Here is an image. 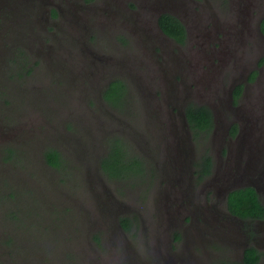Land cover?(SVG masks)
Returning <instances> with one entry per match:
<instances>
[{
	"label": "rangeland",
	"instance_id": "374dc122",
	"mask_svg": "<svg viewBox=\"0 0 264 264\" xmlns=\"http://www.w3.org/2000/svg\"><path fill=\"white\" fill-rule=\"evenodd\" d=\"M28 2L30 7L22 10L23 15H18L11 3L0 6V134L3 133L0 135V264H98L96 259L99 257H103L107 264H173L181 254V244L185 254L180 259L182 264H215L218 259L223 261L224 257L220 256L227 252V247H209L208 252L200 248L197 242L192 250L191 239L187 235L183 243L181 240H170L169 232L177 228L169 227L179 221H176L178 212L175 208L178 188L175 185L165 187L167 181H159V176L146 177L162 167L150 149L144 150L149 153L147 156L125 139L124 134L108 130L100 139L101 146H104L100 158L109 152L112 136H115L126 141L128 157L141 159L144 167L143 177L137 175L120 179H109L103 175L98 158L92 157L90 152L85 154L82 149L87 145L86 139L94 136V130H100L108 120L112 125L104 128L113 129L115 121L121 124L123 119L132 121L140 116L139 93L152 95L151 89L160 90L163 85L151 80L143 84V80L135 86L136 91L134 87H129L128 109L123 112L109 111L105 117L93 114L89 108L94 109L92 93L95 90H91V85L80 79L82 76H98L101 61L94 68L84 61L86 66L79 71L70 70L78 66L64 60V57H68L62 47L65 43H55L52 48L40 51H37V39L22 43L24 38H28L26 35L31 34L29 29H37L38 20L45 23V5L39 0ZM260 3L256 0H226L228 14L218 21H223L225 28H229L225 41L221 43L220 38V45L212 47L210 41L215 38L213 28L205 36L194 37L200 46L196 48L192 65L185 70L187 84L181 82L178 76L175 77L172 69L160 71L169 90L182 96L187 90L188 97L197 98L208 105H214L217 96H225L228 87L226 76L230 75H226V71L231 73L235 71L234 67L239 66L238 62L227 69L228 62L234 56L237 61L250 56L245 49L248 42L245 39L254 35L255 10ZM199 7L202 8L200 11ZM199 7L197 14L190 16L196 25L201 26L204 21L216 17L210 0L204 1ZM4 9L14 14L17 20L14 27L6 25L11 16L5 11L2 13ZM93 9L102 12L98 7L94 6ZM154 11L158 10L155 8ZM148 15L152 16V12L140 11L134 15V19L140 25L142 21L148 20ZM20 23L24 25L20 27ZM149 28V24L141 27L143 31ZM43 31H37L38 38L44 35ZM94 31L96 33L90 34L94 37V45L100 49H94L99 52L95 55L107 57L103 54H111V49L105 41H99L100 28L95 27ZM7 34L9 42H3ZM257 40V37L254 38V41ZM233 45H239L237 51L229 47ZM259 48L254 51L251 49L250 53L261 52ZM129 54L134 64L139 62L136 54L144 55L153 72L160 70V62L154 60L158 56L150 47L138 49L137 53L130 51ZM164 55L168 59L175 58L170 51L164 52ZM215 55H218V59L215 58L214 63L202 64ZM111 59L116 66L123 68L121 60L114 55ZM198 59L202 61L201 64H198ZM66 65L69 75L79 77L78 80H65ZM62 67L64 78L58 73ZM258 70V81L246 96V103L249 101L254 110L258 105L264 109V63ZM188 84L193 88L189 89ZM57 85L58 95H55L54 87ZM88 100L92 102L90 107L87 106ZM3 113L6 118L2 117ZM150 128H153L152 125ZM162 136V142H171L164 147L165 162H169L170 157L175 162L176 155L170 156V152L175 153V141H178L179 134ZM180 136L181 141L186 142L183 134ZM71 137L79 140L80 144L68 142ZM211 138L215 141V136ZM49 147H56L62 152L60 167H48L42 161ZM187 159L185 154L180 161ZM173 161L172 165L176 168ZM206 191L203 189L200 192L199 199L206 196ZM111 198L116 204L115 208L110 202ZM210 213L214 221L220 217ZM123 214L140 217L141 227L137 223L128 232L119 231L116 225L118 217ZM170 215L176 217L169 223L167 219ZM181 225L185 226L186 223ZM167 241L178 245L171 250L175 255L167 249ZM185 243L187 249H184ZM216 252L220 256H216L213 261L212 257L215 256L211 253ZM202 254L211 257V260L205 261ZM260 264H264V256Z\"/></svg>",
	"mask_w": 264,
	"mask_h": 264
},
{
	"label": "flooded vegetation",
	"instance_id": "af4514ba",
	"mask_svg": "<svg viewBox=\"0 0 264 264\" xmlns=\"http://www.w3.org/2000/svg\"><path fill=\"white\" fill-rule=\"evenodd\" d=\"M39 1L45 5V23H40L38 20L37 23L39 25L37 29H29L28 31L31 34L26 35L28 36L27 39L21 37L23 39L22 43L37 39L39 43L36 45L37 51L46 50L49 49V47L52 48L55 43H59L60 45L65 43L66 45H62V47L68 57H64V60L69 64H77L76 66H78V68L73 66L69 68L70 70L79 71L81 67L86 66L84 61L89 62L92 68H94L97 67L101 61V64H99L101 68L98 76H82L80 79L83 83L90 84L91 90H95L92 93L95 106L94 109L89 108L90 112L97 116L105 117L109 111L117 110L123 112L124 109H128V99L130 96L129 87H134L136 91L135 86L143 80V84H145L146 80H151L163 85L161 89L159 87L160 90L153 89L152 91L151 89L152 95L139 93V102L141 103L139 106V111L141 112L140 116H136L132 121H125L123 119L121 124L115 121L114 126H112L113 129L104 128L107 125H112L108 120V123L104 124L100 130H94V136L86 139L87 145L85 149L82 147L84 153L88 154V152H90L92 157H97V162L100 165V155L104 149V146H101L100 139L108 130L110 132L116 130L119 134H124L125 139L133 143L137 150H141L143 154L147 156H149V153L144 150L150 149L154 158L162 164H160L162 167L159 168V171L155 174L153 173L151 178L152 176H159V181H167L164 184L165 187L175 185V187L178 188L176 195L177 206L175 208L178 212L176 221L179 220L177 222L179 224L175 222V225L169 228H177L180 236L178 239H175V232L171 230L169 232L170 240L174 242L181 240L183 243L187 235V237L191 239L190 247L192 250L197 242L200 248L208 252H210L209 247L218 249H220V247H227V252L221 253V256L218 252L211 253L212 256H215L212 257L213 261L216 260V256L224 257V262L218 259V261L214 262L215 264L239 263L242 261L245 249L247 247H253L259 253L257 264H260L264 256V218H241L230 213L227 208V197L231 191L224 194L222 188L229 186L232 189L238 185V183L233 182L232 176L231 178H224V173L227 172L229 164L237 160L245 161L247 157L253 158L256 163L260 164V167H258L259 169L255 168L252 172L248 171L245 176L247 179L246 182L250 184L248 186L254 188L258 199L264 207V127L260 128L261 130H259V132L256 128L245 127L241 134L238 123L233 119V112L239 109L245 97L252 92V85H256V81H258L260 70L257 71V68L264 63V30L262 29V26L264 28V0H256L261 3L255 10L254 35L245 39L248 41L245 49L250 56L244 60L237 61L235 56L231 55L234 57L228 62L229 65H227V69H230L233 64L238 62L239 66H233L235 71L231 73L229 70L226 71V75L230 74L226 76L228 86L226 95L217 96L214 105H208L200 102L197 98L193 99L192 97H188L187 90H185L184 96H182V94L178 95L176 91L172 92L169 90V87L165 85L166 83L163 81L160 71H169L172 69L173 75L176 74L175 77L178 76L182 80H180L181 82L187 84V78H184L186 77L185 70L192 65L196 48L200 46L198 43L199 41L194 37L205 36L207 32L210 31V28H213L215 38L210 41L212 47L217 48L220 42L222 43L225 41L224 39L229 28H225L223 21H218L228 14L226 0H210L213 4L216 17L209 19V21H204L201 26L196 25V21L191 19L190 16L196 15L197 12L202 9L199 6L207 0H146L148 3L145 0ZM8 3H11L18 15H23V13H21L22 10L30 7L28 0H0V6H4ZM94 6L100 8L102 12H97V10L93 9ZM155 8L158 11H154ZM0 10H2L1 7ZM4 11L11 16L6 25L8 27H14L17 23L14 14L5 9L2 13H5ZM140 11L152 12V16H147V21H142L140 23L142 28L146 24H149L150 28L144 31L134 19V15L138 14ZM28 22H31V20H28ZM22 24L23 23H20V27ZM48 24H51V26ZM95 27L100 28V36H98L99 41H105L111 49V54H108V52L107 54H103V56L107 57L102 58L95 55L99 52H95L94 49L100 51V49L94 45V37L90 34L91 32L96 33L94 31ZM42 29L44 30V35L38 38L37 31H41ZM165 29L168 30L169 33L166 32ZM139 30L141 31L139 32ZM135 31L138 33H135ZM180 36H183L182 41L177 38ZM103 37H105V39H103ZM256 37L258 40L254 41ZM7 38L8 34L4 36L3 42H9ZM220 38L222 41H220ZM243 39L242 37V40ZM146 46L155 51L158 56L154 59L159 61L161 65L158 72L152 71V68L148 66L149 61L146 60L144 55L140 56L136 54L139 58V62L137 64L133 63V58L129 52L134 51L137 53L138 49L140 50ZM238 46L233 45L229 47L235 48L237 51ZM258 47H260L259 50H261V52L256 54L250 53L251 49L253 50ZM166 51L172 52L175 58L168 59L165 57L164 52ZM81 52L85 53V55ZM113 55L123 62V68L115 65L114 61L111 59ZM215 58L218 59V55L212 56L208 62L205 63H202V61L199 62L198 59V64L211 65V63H214ZM262 59L263 62L260 63ZM174 66L177 67L174 69ZM65 67L67 68L65 73V80L67 82L79 79V77H73L71 74L69 75L68 66L66 65ZM89 68H87L86 71ZM148 68L150 69L149 71ZM240 68H243V71L239 72ZM63 70L64 67L58 71L61 78H64ZM255 71L257 74L254 80L250 81L249 78ZM80 73L81 72H79V74ZM156 74L158 75L156 76ZM175 80L177 81L178 79ZM115 81L121 82L124 87L117 106L113 105L103 96ZM154 85L158 86L159 84ZM188 86L189 89L193 88L191 84H188ZM239 87L242 88L241 94L239 97L235 98V91ZM58 88V85L54 87L55 95H58ZM85 92L87 93V91ZM91 103L92 102L88 100L87 106H92ZM192 103L196 106H207L213 115L214 125L210 135L211 142L209 143L204 142L203 144L202 139H199L196 144L193 140L185 115L187 108L192 105ZM257 111L261 113V117L264 121V109L261 105ZM2 117L6 118L4 113ZM233 124L237 125V131L234 136H230L229 133ZM150 125H152L153 128H150ZM169 133L179 134L178 141H175L177 144L175 153L169 151L170 156L172 154L176 155L175 162L171 157L169 162H165V156L163 155L165 152L164 147H167L171 142L167 144L162 142V135ZM180 134H183L186 142L181 141ZM214 136L215 141L211 138ZM112 137L114 138L115 136ZM70 139L71 140L68 142H73L75 145L80 144L79 140L76 141L72 139V137ZM207 147H210V153L212 154V172L210 175L198 180L195 174L196 168L192 163L199 160L200 155L202 153L204 154L205 148ZM160 149L162 151H160ZM168 150H172V148ZM166 153L168 156V152ZM60 154H62V152H60ZM185 154L188 159L181 162L180 160ZM42 161L45 163L44 155ZM172 161L177 165L176 168L172 165ZM45 164L48 167L50 166L47 163ZM179 166H182V168H179ZM164 171L165 174H163ZM231 172L236 173L237 171L231 169ZM155 179L158 180L157 178ZM203 189L207 190L208 194L206 191V196L199 199V194ZM138 200L141 202L140 198H138ZM119 201L122 202L121 199H119ZM110 202L112 205L114 204L115 208L116 204L112 198ZM210 212H213L215 215H220L217 221L211 218ZM182 223H186V225L183 226L181 225ZM138 224H140L141 227L140 217L138 219ZM117 225L116 227L119 231L123 233L128 232L123 230L119 222H117ZM171 241L170 244L167 241V249L170 250L172 255H175L171 250H174L178 245ZM184 245V249H187L186 243ZM182 249L183 246L181 244L179 249L181 254L173 264H182L180 259L185 257ZM138 254L139 253H137V255ZM140 254L144 255L143 252H140ZM201 256L205 261L211 260V257L207 258L204 254ZM96 262L98 264H107L103 261V257L97 258Z\"/></svg>",
	"mask_w": 264,
	"mask_h": 264
},
{
	"label": "trees",
	"instance_id": "16d2710c",
	"mask_svg": "<svg viewBox=\"0 0 264 264\" xmlns=\"http://www.w3.org/2000/svg\"><path fill=\"white\" fill-rule=\"evenodd\" d=\"M262 29L264 30L263 26ZM165 31L168 32L166 29ZM177 38L182 41L183 36ZM255 73L256 72H253L251 74L249 78L250 81L254 80ZM123 88L124 87L121 82L115 81L111 84L110 88H108L103 96L113 105L117 106L118 101L121 98L120 95H122ZM241 90L242 88L239 87L235 91V98L240 96ZM185 115L194 142L197 144L198 140L202 139L203 144L204 142L209 143L211 130L214 125L213 115L210 109L207 106H196L192 103V105L187 108ZM236 131L237 125L233 124L231 126L229 135L234 136ZM125 142L126 141H124V139H119L116 137L113 138L111 146L109 147V152H107L105 157L101 158L100 171L109 179H120L137 175L143 177L144 167L141 163L142 160L140 159V161L136 157H128V151L126 149L127 146ZM44 160L45 163L51 167H60L63 162V157L56 148L49 147L44 152ZM193 164L196 168L195 174L197 175L198 180L210 175L213 166L210 147L205 148L204 154L202 153L199 157V160H196L194 163H192V165ZM146 177L151 178V174ZM227 208L230 213L241 218H264V207L258 199L254 188L250 186H244L242 188L232 190L227 197ZM117 222H119L123 230L130 231L137 225L138 218L133 214H125L123 216H119ZM174 232V238L178 239L180 233L177 231V229H175ZM95 238L97 239L96 236ZM258 260L259 253L256 251V249L253 247H247L244 251L242 261L234 264H257Z\"/></svg>",
	"mask_w": 264,
	"mask_h": 264
},
{
	"label": "water",
	"instance_id": "95a60500",
	"mask_svg": "<svg viewBox=\"0 0 264 264\" xmlns=\"http://www.w3.org/2000/svg\"><path fill=\"white\" fill-rule=\"evenodd\" d=\"M260 107V105H258L256 107V109L254 110L251 107L250 102L248 101V103H246V97L244 99V101L241 103V106L239 107V109H237L235 112H233L234 114V121L238 123L239 125V129L241 131V134L243 133V128L245 127H250V128H256L257 131L259 132V130H261L260 128L264 127V121L261 117V113L257 111V109ZM228 170L226 173H224V178H231V176L233 177V182L238 183L237 186L233 187L234 188H238V187H244V186H248L250 184H248L246 181V175L248 173V171L252 172L254 171L255 168L260 167V164L256 163L253 158H249L247 157L245 161H233L231 164L228 165ZM240 168V170H239ZM231 169H235L237 172L233 173L231 172ZM259 169V168H258ZM252 185V184H251ZM228 187H223L222 191L224 192V194H227L229 191H232V189ZM174 216L170 215L167 219V221L173 222L174 221ZM118 227V225H117Z\"/></svg>",
	"mask_w": 264,
	"mask_h": 264
}]
</instances>
